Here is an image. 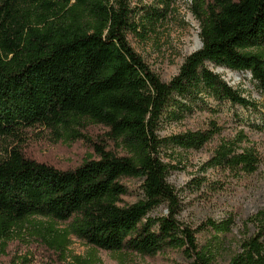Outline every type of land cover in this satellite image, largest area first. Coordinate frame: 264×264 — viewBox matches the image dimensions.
<instances>
[{"label": "trees", "instance_id": "trees-1", "mask_svg": "<svg viewBox=\"0 0 264 264\" xmlns=\"http://www.w3.org/2000/svg\"><path fill=\"white\" fill-rule=\"evenodd\" d=\"M164 3V2H163ZM169 1L163 5L168 8ZM199 50L168 82L134 51L127 0H0V245L31 218L48 221L39 237L56 246L74 236L93 250L153 257L179 253L187 264H264V211L243 222L235 250L223 254L230 217L197 227L177 220L180 198L162 154L202 149L221 129L161 137L163 117L178 123L198 103L258 105L208 68L248 73L264 90V0H193ZM264 109V108H263ZM107 130L121 153L96 146L72 170L25 157L20 135L41 129L71 135L83 125ZM260 163L248 139L223 141L207 167L237 177ZM140 181L135 202L126 181ZM165 206V215L150 213ZM66 224L59 233L55 225Z\"/></svg>", "mask_w": 264, "mask_h": 264}, {"label": "rangeland", "instance_id": "rangeland-1", "mask_svg": "<svg viewBox=\"0 0 264 264\" xmlns=\"http://www.w3.org/2000/svg\"><path fill=\"white\" fill-rule=\"evenodd\" d=\"M168 1L170 4L166 8L163 4ZM192 3L193 0H127L131 23L136 26V33L128 32L127 40L163 82L174 77L185 58L201 47L199 23L192 14ZM208 68L257 104L259 112L208 100L207 105L198 103L194 114L181 122H171L164 116L158 135L168 137L197 131L204 128L208 120H214L221 129L198 151L169 148L162 158L173 168L169 169L167 182L180 198L176 217L179 222L197 227L207 220L232 218V234L223 249V254L229 255L235 250L234 238L244 229L243 222L264 211V90L257 87L248 73L231 72L212 65ZM241 136L252 142L260 154V163L254 174L237 177L207 167L210 156L220 143ZM17 144L25 157L60 170L75 169L94 155L96 146L121 153L108 140L106 129L85 124L71 135L60 131L53 136L45 130L31 129L20 135ZM2 146L0 140V150ZM125 184L132 193L124 200L135 202L141 196L140 181H126ZM166 213L165 206H161L149 216ZM47 225L48 221L44 219L31 218L11 233L10 238L0 245V264H187V260L176 252L141 257L93 250L72 235L56 246L51 237L44 241L38 235L43 231L42 226ZM66 229V224L55 225L59 233L52 237L63 234Z\"/></svg>", "mask_w": 264, "mask_h": 264}]
</instances>
